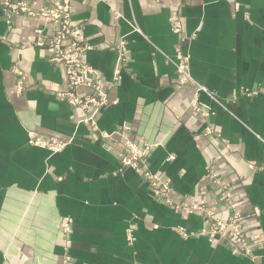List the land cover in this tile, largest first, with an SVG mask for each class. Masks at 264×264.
Returning <instances> with one entry per match:
<instances>
[{
  "label": "crops",
  "instance_id": "1",
  "mask_svg": "<svg viewBox=\"0 0 264 264\" xmlns=\"http://www.w3.org/2000/svg\"><path fill=\"white\" fill-rule=\"evenodd\" d=\"M60 1L10 0L28 11ZM68 2L92 46L84 59L107 91L94 130L52 92L64 87L66 72L48 61L34 32L50 24L22 11L8 18L0 4V264L60 263L63 217L71 219L69 264H264V0H239L237 8L231 0ZM171 17L180 18L181 33L171 32ZM120 38L127 60L114 81ZM156 48L186 53L203 89L175 87L174 65ZM195 96L211 108L207 122L218 135H205V120L188 111ZM32 132L71 142L51 154L30 144ZM121 137L157 143L148 164L170 179L173 201L204 198L226 218L218 185L201 179L215 163L239 187L236 206L259 209L247 220L255 257L203 236L181 238L176 227L198 231L200 213L156 202L138 173L119 170Z\"/></svg>",
  "mask_w": 264,
  "mask_h": 264
},
{
  "label": "built area",
  "instance_id": "2",
  "mask_svg": "<svg viewBox=\"0 0 264 264\" xmlns=\"http://www.w3.org/2000/svg\"><path fill=\"white\" fill-rule=\"evenodd\" d=\"M68 1L69 0H63L62 3H57L54 7L42 9L40 11H28V8L24 6L23 2L12 4L10 0H0V4L8 18L11 13L22 11L26 13L28 12V14L41 15L46 21H48L50 24L49 29H35V39L37 40V45L47 46V53L52 62L62 64L65 67L67 76L65 86L63 89L57 91L56 95L58 98L65 99L72 105L80 106L83 109L92 108L93 112L85 117L84 120L90 121L91 124H94L95 113L106 102V97L101 89V83L97 71L84 61L85 53L91 49V45L82 40L80 37V29L71 24V7ZM235 6H239L236 1ZM170 23L172 32L178 33L181 31L182 25L179 17H171ZM131 25L134 30H139L134 24ZM50 29L52 30L49 31ZM123 55L124 53L119 56V60L124 59V57H121ZM171 58H169V60L174 64L176 69L177 86L190 82L195 88H197V90H202L203 87L198 85V83L192 78L187 57L181 52H178ZM81 86L92 89L94 91L93 94L90 95L87 93L83 97L80 96L77 89ZM208 94L212 96L211 93ZM188 110L194 113L198 112V114L204 119L211 114L209 107L201 104L196 96L190 100ZM126 128H129V126L126 125ZM205 131L206 134L216 132L211 126H206ZM123 140L130 153L123 155L122 157L120 156L121 165L132 167L136 171H141L158 201L178 208L181 204L173 203L169 198V192L171 190L169 179L160 173L157 174L148 170L147 162H145V160L151 153L154 144L147 143L141 138L130 140L127 137H124ZM30 142L37 146H45L52 152L61 150L68 143V141L57 138L45 139L39 135L32 136ZM172 158V155L169 156V159ZM206 177L212 182H221L219 172L216 170H209ZM230 186V183L222 182L220 192L223 205L229 212L228 219L226 220L214 218L212 209L206 205L203 199L189 206L184 205L189 210H199L204 219L203 226L195 232H188L183 227H178V231L184 238L191 234H199L210 240L221 239L224 242L228 241L230 245L236 246V250H239L241 253L250 251L244 222L252 216H255L257 209L252 208V210L247 213H242L238 210L235 207L233 200L235 191L233 193ZM69 225L70 220L68 219H64L61 222V228L63 231L68 230Z\"/></svg>",
  "mask_w": 264,
  "mask_h": 264
},
{
  "label": "rangeland",
  "instance_id": "3",
  "mask_svg": "<svg viewBox=\"0 0 264 264\" xmlns=\"http://www.w3.org/2000/svg\"><path fill=\"white\" fill-rule=\"evenodd\" d=\"M101 1H107V0H101ZM183 1H185V0H183ZM238 4H239V0H235ZM235 1L234 0H231V2L233 3V5H234V7L235 8H237L238 6H235ZM63 1H60V2H58V4L59 3H62ZM56 5V4H55ZM54 5V6H55ZM24 6L26 7V4H24ZM54 6H52V7H54ZM71 7V6H70ZM47 8H50V7H47ZM47 8H45V9H47ZM34 15H36V14H34ZM46 21V20H45ZM70 22H71V20H70ZM169 22H170V19H169ZM180 22H181V20H180ZM46 23H48V21H46ZM71 24L72 25H74L72 22H71ZM181 25H182V22H181ZM74 26H76V25H74ZM49 27L50 26H48V28H44V27H38V28H36V29H43V30H47V29H49ZM76 27H78V26H76ZM79 29H80V32H81V27H78ZM182 28H183V26H181V31H182ZM52 29H50L49 31H51ZM170 30H171V23H170ZM48 31V32H49ZM135 31H137V30H135ZM181 31L180 32H178V33H181ZM34 32H35V30H34ZM172 32V31H171ZM173 33H175V32H173ZM178 33H175V34H178ZM80 37L82 38V40H84L83 39V37H82V34L80 33ZM85 41V40H84ZM86 42V41H85ZM87 43V42H86ZM35 44L37 45V40L35 39ZM89 44V43H88ZM37 46H40V47H44L45 49H46V51L48 52V48H47V46L46 45H37ZM115 47H116V49H117V52H118V65H117V67L115 68V70H114V81H116L118 78H119V72H120V70H119V66L122 64V63H124L126 60H127V53H126V51L124 50V39H119L117 42H116V44H115ZM91 49H92V46H91ZM90 49V50H91ZM89 50V51H90ZM156 50H158V52H161L162 54H164L161 50H159L158 48H156ZM88 52V51H87ZM86 52V53H87ZM178 52H181L184 56H186L187 57V59H188V61H189V58H188V55L186 54V53H184L182 50H177L176 51V53L174 54V56L178 53ZM124 53V55L123 56H121V57H124V59L123 60H119V56L121 55V54H123ZM164 56L166 57V60L168 61V62H170V63H172L170 60H169V58H171V56H168V55H165L164 54ZM173 56V57H174ZM46 57H47V59H48V61H50V62H52L51 60H50V58H49V55H48V53H47V55H46ZM172 59V58H171ZM84 61H85V59H84ZM52 63H55V62H52ZM55 64H58V63H55ZM173 64V63H172ZM62 65V64H61ZM174 65V64H173ZM190 65V64H189ZM64 67V66H63ZM94 70H96L97 71V69H95L93 66H91ZM174 68H175V66H174ZM64 69H65V67H64ZM117 71V72H116ZM65 72H66V70H65ZM97 73H98V77H99V81H100V83H101V89H102V91H103V93H104V95H105V97H106V102L98 109V111L95 113V116H94V124H91V122L90 121H86V120H84V118L85 117H87V116H89L92 112H93V109L92 108H90V109H83L82 107H80V106H76V105H72L71 103H69L67 100H65V99H61V98H58L57 97V95H56V92L57 91H59V90H61V89H63V88H58V89H54V90H52V92L55 94V96L58 98V99H60L61 101H65V102H67L69 105H71V106H73V107H76V108H78V109H80V111H81V114H82V117H81V123H84V124H86V125H88L92 130H94V129H97V125H95V122H96V115L101 111V109H103V107L107 104V102H108V97H107V91H106V89H105V85L103 84V81H102V79H101V76H100V74H99V72L97 71ZM175 73H176V69H175ZM193 78V77H192ZM66 79H67V76H66ZM194 80V79H193ZM20 82H19V84H18V87H17V90H20ZM174 85H175V87H177V88H181V87H184V86H186V85H192V83H190V82H188V83H185V84H182V85H180V86H177L178 84H177V74H176V77H175V81H174ZM65 86V85H64ZM81 87H83V86H81ZM80 88V87H79ZM78 88V89H79ZM84 89H86V90H89L88 92H84V93H79L78 92V89H77V92H78V94L80 95V96H84L85 94H87V93H89L90 95H92L93 94V90L92 89H88V88H86V87H83ZM196 90H197V88H195ZM199 101V100H198ZM200 102V101H199ZM207 106V105H206ZM209 110H210V112H211V114L208 116V117H206V119H204L203 117V119L205 120V124H204V130H203V132H204V134L205 135H215V134H217L218 135V131H217V129H215L213 126H212V124L211 123H209V122H207V120H208V118L211 116V115H213V112H212V110H211V108H209ZM189 111V110H188ZM191 112V111H190ZM197 114H198V112H197ZM199 115V114H198ZM126 125L127 124H124V125H122V129L124 130V129H129V128H126ZM94 126V127H93ZM206 126H211L212 127V129H214L216 132L215 133H210V134H206V131H205V128H206ZM34 135H39V136H42L43 138H45V139H51V138H57V139H60V140H64V141H68V143L61 149V150H59V151H57V152H52L51 150H49L48 148H46L45 146L44 147H41V146H37L36 144H34V143H32V142H30V138L32 137V136H34ZM128 139H130V140H137V139H139V137H134V138H132V137H127ZM141 139H143L142 137H140ZM124 138L123 137H121V143H122V145H123V147H124V149H125V151L123 152V153H121L120 154V156L122 157L123 155H126V154H129L130 152H129V150L127 149V146L125 145V143H124V140H123ZM144 141H146L145 139H143ZM29 142H30V144H32L33 146H37V147H41V148H44V149H46V150H48L51 154H55V153H58V152H60V151H62L70 142H71V140L70 139H62V138H58V137H55V136H46V135H41V134H37V133H34V132H32V133H30V135H29ZM147 143H151V142H148V141H146ZM151 144H154V147H153V149H152V151L155 149V147L157 146V143L155 144V143H151ZM152 151H151V153H152ZM151 153L149 154V156L146 158V160H145V162H147V166H148V170H150L151 172H153V173H157V174H161V175H163L164 177H166V175L164 174V173H162V172H159V171H153L152 169H150V167H149V164H148V161H149V157H150V155H151ZM173 156V158H174V155L173 154H169L168 155V157H167V160H171V159H169V156ZM120 156H119V164H120V167H119V170H122V169H125V168H130V169H132V170H134L136 173H138L142 178H143V180H144V182H145V184L149 187V189H150V191H151V193H152V196H153V199L156 201V202H159V203H162V204H165V205H168V204H166V203H164V202H160V201H158V199L156 198V196L154 195V192H153V190H152V188L150 187V185H149V183H148V181L144 178V176H143V174H142V172L141 171H136L134 168H132V167H128V166H122L121 165V160H120ZM172 158V159H173ZM217 165H215V163H213V162H211L209 165H208V167H207V169H206V171H205V173H204V175L202 176V180H207V181H210L207 177H206V175H207V172L209 171V170H211V169H213V170H216L217 172H219V177H220V183H215V182H212V181H210V182H212V183H215V184H217L218 185V187H219V190H218V193H217V196H218V200L220 201V203H221V206H222V208L225 210V211H227V213H228V216H229V212H228V210H226L225 209V207H224V205H223V201H222V199H221V197H220V192H221V184H222V182H228V183H230L231 184V186H230V189H232L233 190V193H234V191H235V194L233 195V200H234V205H235V207L238 209V210H240L241 211V209H239L237 206H236V203H235V197H236V191L238 192V190H239V187L238 186H236V185H234V182L233 181H231L230 179H229V177H227V176H223V172L221 171V169H219L218 167H216ZM254 167V166H253ZM258 167H260V168H263L264 167V164H262V165H259ZM167 179H169L168 177H166ZM169 181H170V179H169ZM170 186H171V181H170ZM171 190H172V187H171ZM171 190H170V192H169V198L171 199V196H170V193H171ZM201 199H203L204 201H205V203H206V205L210 208V209H212V211H213V213H214V209L213 208H211L210 206H209V204L207 203V201L204 199V198H201ZM201 199H199L198 201H196V202H194V203H187V202H184V201H179V200H177V201H173L172 199H171V201L173 202V203H180L181 205L178 207V208H176V207H172L171 205H168V206H170V207H172V208H174V209H180V208H185L188 212H191V211H197V212H199L200 213V215H201V217H202V226H203V224H204V219H203V215H202V213L199 211V210H195V209H187L184 205H186V206H189V205H191V204H195V203H197V202H199ZM254 208H256L257 209V213H255V217L257 216V215H259V209H258V207L257 206H253V209ZM242 213H247L248 211H241ZM228 216L226 217V218H219V217H216L215 215H213V217L214 218H217V219H222V220H226V219H228ZM252 217H254V216H252ZM251 217V218H252ZM251 218H249V219H251ZM64 219H68V220H70V225H69V228H68V230H66V231H63V229L61 228V222L64 220ZM243 221V220H242ZM58 227H59V230H60V232H61V242L63 243V247H64V249H65V253L62 255L63 257H62V260H61V262L60 263H58V264H69V262H70V256H69V253H68V249H67V244L66 243H68L69 242V239H68V232H69V230L71 229V219L70 218H68V217H63V218H61L60 220H59V222H58ZM178 227H182V226H177L176 227V231L179 233V235L181 236V238H183V239H186V238H189V237H191V236H202V235H199V234H191V235H189L188 237H186V238H184L181 234H180V232L178 231ZM184 228V227H183ZM244 228H245V232H246V235H247V238H248V243H249V249H250V251H248V252H245V253H241V252H239V250H236V246H233V245H230V243L228 242V241H226V242H224V241H222L221 239H217V240H210L209 238H207V237H205V236H203V237H205V238H207V239H209L210 241H215V242H218V243H222V244H224V245H227L230 249H232L233 251H235V252H237V253H240V254H243V255H247V256H252V258H254L255 257V255H253L252 253H251V243H253V241H251V239L249 238V235H248V231H249V226L247 225V220H245V222H244ZM185 229V228H184ZM186 230V229H185ZM187 231V230H186ZM188 232H192V231H188ZM126 240L128 241V242H131V241H133V234H132V232H131V229H127L126 230ZM64 243H65V246H64Z\"/></svg>",
  "mask_w": 264,
  "mask_h": 264
}]
</instances>
